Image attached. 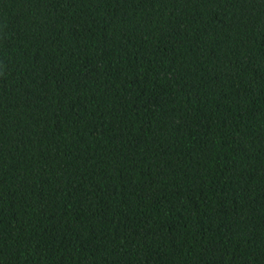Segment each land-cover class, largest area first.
Here are the masks:
<instances>
[{
	"label": "trees",
	"instance_id": "1",
	"mask_svg": "<svg viewBox=\"0 0 264 264\" xmlns=\"http://www.w3.org/2000/svg\"><path fill=\"white\" fill-rule=\"evenodd\" d=\"M0 264H264V0H0Z\"/></svg>",
	"mask_w": 264,
	"mask_h": 264
}]
</instances>
